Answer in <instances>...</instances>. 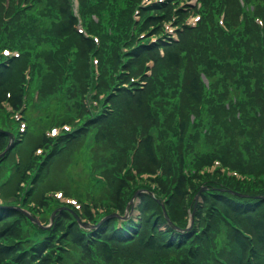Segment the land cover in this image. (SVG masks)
<instances>
[{"label":"trees","instance_id":"trees-1","mask_svg":"<svg viewBox=\"0 0 264 264\" xmlns=\"http://www.w3.org/2000/svg\"><path fill=\"white\" fill-rule=\"evenodd\" d=\"M4 1L0 0V48H16L20 56L10 58L6 66L0 57V99L10 92L14 107L22 106V69L29 64L32 82L39 84L43 96L60 92L68 81L72 86L66 93L77 92L79 84L83 100L74 134L43 136L37 146L47 149L44 157L31 154L17 165V178L0 180V264H75L70 258L74 248L87 254L97 251L94 257L105 264H220L216 255L228 264H246V253L264 264V198L257 197L264 195V0H246L245 9L238 0H203L199 27H186L180 40L163 46V55L161 44H147L137 35L158 32L171 16L170 3L152 6L140 22L130 11L136 0H82L91 35L84 36L77 31L69 0H26L25 5L12 0L7 6ZM223 7L227 31L218 24ZM91 12L100 20L94 21ZM255 15L262 24L255 22ZM92 35H98V43ZM92 56L98 57L99 89L105 90L97 112L86 110L84 104L85 93L94 85ZM149 61L152 65H147ZM148 70L151 74L145 73ZM132 112L150 120V126L137 127L128 139L121 132ZM6 119L8 114L0 109V151L9 141ZM88 130L94 137L112 136L119 147L115 161L121 164L139 132L134 158L138 173L155 174L161 167L162 174L148 179L130 169L112 173L115 202L106 204L104 214L115 210L124 214L130 198L142 189L136 220H122L118 226L115 216L89 228L81 226L67 206L57 209L52 226L44 228L20 205L21 182L32 180L27 200L34 198L44 208L38 218L49 221L56 207L51 198L36 194L45 164L63 150L64 143ZM10 155L7 151L5 158ZM215 158L252 178L240 181L220 170L184 172L183 166L199 171ZM203 186L204 201L196 207L192 230L189 234L173 230L163 204L171 220L184 227L193 196ZM12 193L16 203L8 198ZM29 210L37 217L34 208ZM84 213L93 224L104 215L97 218L87 206ZM134 249L140 254H133Z\"/></svg>","mask_w":264,"mask_h":264},{"label":"rangeland","instance_id":"rangeland-1","mask_svg":"<svg viewBox=\"0 0 264 264\" xmlns=\"http://www.w3.org/2000/svg\"><path fill=\"white\" fill-rule=\"evenodd\" d=\"M35 84L29 86L25 111L27 132L23 141L19 144L18 150L20 157L25 160L30 157L35 145L40 142L45 134L54 133L51 130L52 128H56L57 132L66 126L65 122L69 121L68 118L70 119L71 116L76 117L80 103L83 100L79 84H74L79 88L77 92L66 93L68 88L72 86H70V82L66 81L60 92L52 91L46 96L38 95V97H36V94L39 84ZM0 102L6 105L4 108H6L7 112L14 113L13 110H8L9 107L7 108V103L4 100ZM187 116H190V119H196L194 113H189ZM126 119L129 124H125L121 133L128 139L132 137V131L137 127H142L145 130L150 126V120L144 119L138 112L128 114ZM7 121V119L4 120V122ZM90 132L88 130L82 137L72 141L70 144L64 143L65 146L59 155L49 161L47 165L45 164L44 176L36 192L39 197L47 191H56L59 196H62V193L69 195V198L65 200L72 198L79 203L88 202L97 205L106 200H110V203L115 202L111 193L113 186L112 173L118 169H123L124 172V169L128 168V162L131 160L128 158L122 164L119 161H115L119 147L112 136L107 135L102 139L97 137V135L94 137V135L89 134ZM135 145L136 142L131 147L132 151H138L139 145L134 149ZM14 159L15 155L11 154L9 159L1 164L0 180L3 181L5 177L17 178V174L12 173L11 168ZM10 184L14 187L13 180ZM199 199L200 201L203 200L202 197ZM32 206L42 210L38 208V205ZM133 254H140V252L138 249H134ZM96 255L97 251L87 254L79 248H74L70 258L75 264H105V262L95 258L94 256ZM112 263H115V261Z\"/></svg>","mask_w":264,"mask_h":264}]
</instances>
